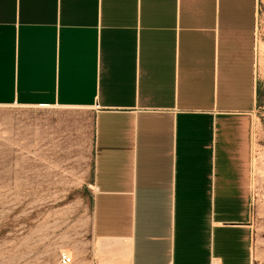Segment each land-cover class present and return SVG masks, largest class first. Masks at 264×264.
I'll list each match as a JSON object with an SVG mask.
<instances>
[{"label":"crops","instance_id":"1","mask_svg":"<svg viewBox=\"0 0 264 264\" xmlns=\"http://www.w3.org/2000/svg\"><path fill=\"white\" fill-rule=\"evenodd\" d=\"M258 0H0V107L89 111L85 264H253Z\"/></svg>","mask_w":264,"mask_h":264},{"label":"rangeland","instance_id":"2","mask_svg":"<svg viewBox=\"0 0 264 264\" xmlns=\"http://www.w3.org/2000/svg\"><path fill=\"white\" fill-rule=\"evenodd\" d=\"M260 57L248 219L253 264H264V49ZM92 184L89 111L0 107V264H59L62 254L85 264Z\"/></svg>","mask_w":264,"mask_h":264},{"label":"built area","instance_id":"3","mask_svg":"<svg viewBox=\"0 0 264 264\" xmlns=\"http://www.w3.org/2000/svg\"><path fill=\"white\" fill-rule=\"evenodd\" d=\"M58 262L59 264H72V259L69 256L62 254L59 256Z\"/></svg>","mask_w":264,"mask_h":264}]
</instances>
